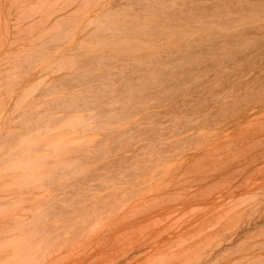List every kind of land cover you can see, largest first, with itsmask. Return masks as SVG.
Wrapping results in <instances>:
<instances>
[{
  "label": "rangeland",
  "instance_id": "rangeland-1",
  "mask_svg": "<svg viewBox=\"0 0 264 264\" xmlns=\"http://www.w3.org/2000/svg\"><path fill=\"white\" fill-rule=\"evenodd\" d=\"M229 228L200 264H264V0H0V264H195Z\"/></svg>",
  "mask_w": 264,
  "mask_h": 264
},
{
  "label": "bare ground",
  "instance_id": "bare-ground-1",
  "mask_svg": "<svg viewBox=\"0 0 264 264\" xmlns=\"http://www.w3.org/2000/svg\"><path fill=\"white\" fill-rule=\"evenodd\" d=\"M78 120H80V119H78ZM78 120H76V123H77V121ZM75 121V120H74ZM79 122H81V121H79ZM79 122H78V124H79ZM27 144V143H26ZM29 144V143H28ZM59 147V146H58ZM21 154L22 155H26L27 154V152H28V146H24V147H22L21 148ZM30 151V150H29ZM57 155V154H56ZM28 160V159H27ZM25 160L24 162H22L20 165H21V167H25V168H23L24 170H26V171H28V170H30V171H32L33 169H35V166L37 165V164H35L33 161H30V160ZM33 160V159H32ZM42 160V159H41ZM37 161V160H36ZM40 161V160H39ZM38 161V162H39ZM37 162V163H38ZM24 181V180H23ZM225 192V191H224ZM220 202V201H219ZM204 204H207V203H204ZM238 210H239V208L241 207V206H235ZM243 207V206H242ZM241 207V208H242ZM123 208V207H122ZM236 208H233L232 209V211L231 212H234V209H236ZM240 208V209H241ZM206 209V208H205ZM237 209H236V211H237ZM235 211V212H236ZM204 212V211H203ZM230 212V213H231ZM242 213V212H241ZM39 214V213H38ZM37 214V215H38ZM232 214V213H231ZM235 214H237V213H235ZM234 214V216H236ZM47 215V214H46ZM35 216V215H34ZM234 216H232V217H234ZM237 216H238V214H237ZM240 216V215H239ZM238 218V217H237ZM241 218V217H240ZM71 219V218H70ZM224 219V218H223ZM226 220V219H225ZM159 221V220H158ZM73 222V221H72ZM87 222V221H86ZM151 222V221H150ZM237 222V221H236ZM36 223V222H35ZM34 223V224H35ZM227 223V222H226ZM54 225V224H53ZM88 225V224H87ZM148 226V225H147ZM144 227V226H143ZM216 227V226H215ZM218 227V226H217ZM214 228V227H213ZM233 228V227H232ZM232 228H229V230L227 231V232H221V233H219V232H216V234H215V238H216V242H215V244H213V243H211V242H205V244L204 245H202V247L203 248H201L200 249V253H198V255L195 257V259H194V262H195V264H200V263H202L205 259H206V257H208L209 255H210V253H212V252H214L215 253V251H216V249H218V247L221 245V241H224V240H226L228 237H227V235L228 234H231L232 233V231L234 232V230L232 229ZM236 228H237V226H236ZM235 229V228H234ZM20 231V230H19ZM93 231V230H92ZM134 231V230H133ZM213 231V230H212ZM235 231H236V229H235ZM228 233V234H227ZM27 235V234H26ZM34 235V234H33ZM130 237V236H129ZM227 237V238H226ZM73 238V237H72ZM226 238V239H225ZM88 239V238H87ZM53 240V239H52ZM55 240V239H54ZM218 240V241H217ZM56 241V240H55ZM59 241V240H58ZM67 241V240H66ZM35 242V241H34ZM220 242V243H219ZM45 243V242H44ZM199 243H202V242H199ZM198 243V244H199ZM223 243V242H222ZM39 245V244H38ZM151 245V244H150ZM42 245H40V247H41ZM52 246V245H51ZM80 246V245H79ZM201 246V245H200ZM35 247H37V245L35 246ZM194 247V246H193ZM7 249V248H6ZM35 249V248H34ZM37 249H35V251H36ZM93 250V249H92ZM5 251V250H4ZM39 251V250H38ZM43 251H45V249H43ZM152 251V250H151ZM33 252V251H32ZM40 252V251H39ZM42 252V251H41ZM40 252V253H41ZM59 252V251H58ZM144 252V251H143ZM196 252V251H195ZM203 252V253H202ZM30 253V252H29ZM47 253V252H46ZM45 254V253H44ZM213 254V253H212ZM39 255V254H38ZM57 255V254H56ZM140 255V254H139ZM186 255V254H185ZM23 256H24V254H23ZM28 256V255H27ZM63 256V255H62ZM66 256V255H65ZM64 256V257H65ZM40 257V256H39ZM63 257V258H64ZM52 259V258H51ZM190 260H191V258H190ZM21 262V261H20ZM40 262V261H39ZM58 263V262H57ZM89 264V263H88ZM92 264V263H91ZM187 264V263H186Z\"/></svg>",
  "mask_w": 264,
  "mask_h": 264
}]
</instances>
